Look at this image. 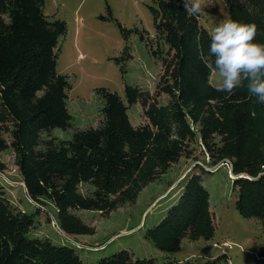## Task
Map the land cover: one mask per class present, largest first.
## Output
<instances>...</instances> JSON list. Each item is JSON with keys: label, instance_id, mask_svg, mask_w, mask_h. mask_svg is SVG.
Here are the masks:
<instances>
[{"label": "trees", "instance_id": "trees-1", "mask_svg": "<svg viewBox=\"0 0 264 264\" xmlns=\"http://www.w3.org/2000/svg\"><path fill=\"white\" fill-rule=\"evenodd\" d=\"M156 34L147 40L151 54L162 62L153 92L126 85L125 97L105 88L98 127L74 129L68 109V77L59 74L60 39L67 34L64 21L50 20L45 0H0V155L15 153L19 170L36 213L17 209L0 187V264H87L75 246L55 245L48 238L29 236L42 205L50 202L57 225L70 236L94 235L75 211L110 214L136 199L159 172L183 156L193 155L199 140L213 166L224 163L233 172L238 190L236 209L244 218H258L264 226V103L246 87L234 95L218 92L209 83L213 58L208 55L210 31L201 15H189L183 0H152ZM229 19L255 23L264 44V0H231ZM122 33L126 30L118 23ZM144 39L143 36H141ZM133 57L126 48L115 59L126 73ZM169 96L167 105L159 99ZM139 104L146 122L134 126L129 109ZM55 129H74L69 140L49 138ZM8 135L10 140L5 138ZM42 144L45 149H42ZM184 178L182 192L165 217L146 230L145 239L163 253L181 249L182 240L215 235V215L203 175ZM6 170L0 158V171ZM94 191L84 195L80 185ZM50 221V217L48 218ZM229 244V243H228ZM227 247V246H225ZM232 249L233 244H229ZM227 254L202 263L169 259L133 258L129 249L103 257L94 264H221ZM264 264V252L258 256Z\"/></svg>", "mask_w": 264, "mask_h": 264}, {"label": "rangeland", "instance_id": "rangeland-1", "mask_svg": "<svg viewBox=\"0 0 264 264\" xmlns=\"http://www.w3.org/2000/svg\"><path fill=\"white\" fill-rule=\"evenodd\" d=\"M230 1L212 0L211 6L201 13V24L212 32L229 19ZM152 6V0H45L44 13L48 19L64 21L67 26V34L59 43L57 70L68 77L72 87L67 103L74 129L99 126L104 107L98 94L100 89L117 92L122 97H125L126 85L150 92L155 90L162 62L147 46L148 38L156 34ZM118 23L126 30V36ZM126 48L130 49L133 58L125 63L127 72L123 73L115 59L120 58ZM169 101L166 95L159 99L161 105H167ZM128 114L136 127L146 122L139 104L132 106ZM74 129H55L50 137L43 134V142L49 138L69 140ZM5 138L10 140L8 135ZM192 147L191 157L183 156L168 170L157 173L153 182L123 207L110 214L75 211L85 224L95 229L94 235L63 233L57 225L56 209L47 201L42 205V215L35 217L36 226L29 236L48 238L59 246H75L79 257L87 264L97 263L124 249H129L134 259L155 258L160 263L171 258L202 263L227 254L229 262L221 264H260L258 256L264 252V226L258 218H244L236 209L238 190L233 186L236 176L232 169L224 163L213 166L199 140H195ZM41 148L45 149V146L42 144ZM0 158L6 166L4 172L0 171V187L17 209L36 213L38 205L27 194L15 164V153L9 148ZM198 165L212 172L203 175V185L210 193L215 235L209 241L185 238L180 251L163 253L145 239L146 230L165 217L170 206L179 199L184 178L191 173H200ZM80 191L90 195L94 187L82 184ZM228 243L233 244L232 249Z\"/></svg>", "mask_w": 264, "mask_h": 264}, {"label": "clouds", "instance_id": "clouds-1", "mask_svg": "<svg viewBox=\"0 0 264 264\" xmlns=\"http://www.w3.org/2000/svg\"><path fill=\"white\" fill-rule=\"evenodd\" d=\"M185 11L198 16L212 0H183ZM260 29L255 23L225 19L210 33L208 55L213 58L209 83L218 92L235 94L246 87L249 94L264 103V44L256 38ZM214 82V83H213Z\"/></svg>", "mask_w": 264, "mask_h": 264}]
</instances>
